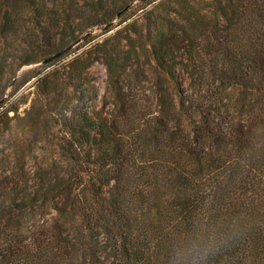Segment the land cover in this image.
Listing matches in <instances>:
<instances>
[{
  "label": "trees",
  "instance_id": "trees-1",
  "mask_svg": "<svg viewBox=\"0 0 264 264\" xmlns=\"http://www.w3.org/2000/svg\"><path fill=\"white\" fill-rule=\"evenodd\" d=\"M49 2L0 0V38L43 30ZM86 4L91 27L129 9ZM138 26H125L126 49L38 78L19 133L17 110L0 112V264H167L197 221L233 237L214 264H264V0H159ZM141 58L145 100L129 95ZM98 60L113 103L89 113L76 85ZM46 125L57 127L49 159L36 151Z\"/></svg>",
  "mask_w": 264,
  "mask_h": 264
},
{
  "label": "rangeland",
  "instance_id": "rangeland-1",
  "mask_svg": "<svg viewBox=\"0 0 264 264\" xmlns=\"http://www.w3.org/2000/svg\"><path fill=\"white\" fill-rule=\"evenodd\" d=\"M86 1L89 0H50V8L43 18L45 27L43 30L36 29L28 34L20 32L17 36H8L6 41L0 38V63L5 62L0 85V112L10 105L17 110L19 119L17 118L18 122L13 120L11 123L13 132H20L21 127L25 124L21 117L29 110L35 100L38 101L39 88L36 83L38 78L53 72H57V76H66L69 67L65 65L79 56L84 58L89 54L90 59H98L102 57L104 50L117 47L126 49V37L132 36V34L125 26L137 21L139 23L138 28L145 31L146 10L152 9L159 0L149 5L146 1L140 0H104L107 2V7H113L120 2H127L129 9L121 18H114L111 24L107 26L92 27L88 26L92 19L87 14L89 7ZM19 6L22 8V3ZM26 18L27 16L23 14L18 19L22 31L26 26L24 24ZM72 37L77 38L67 46V48L70 46L71 48L62 57L48 64H42L45 59L43 55L51 52L53 45L55 46L61 39L69 40ZM141 54L143 56L144 52L142 51ZM32 59L36 60L37 63L20 67L23 60ZM133 63L130 62L134 67L135 64ZM138 63L140 68L137 70L139 75L136 80L140 83L134 85L129 95L139 100H145L146 86L148 85L145 70L146 58H141ZM107 77L103 62L98 60L84 74V82L87 84V88H84L82 84L76 85L78 90L84 89L85 91L82 104H86L89 113L100 110L106 112L112 108L113 93L108 86ZM50 109L52 114L56 111L55 107L51 106ZM9 116H13V113H9ZM44 128L43 132L47 133V140L41 146L38 144L36 151H43L49 159L56 155V141L53 132L57 127L46 125ZM34 163V159H29L27 165L32 166Z\"/></svg>",
  "mask_w": 264,
  "mask_h": 264
},
{
  "label": "clouds",
  "instance_id": "clouds-1",
  "mask_svg": "<svg viewBox=\"0 0 264 264\" xmlns=\"http://www.w3.org/2000/svg\"><path fill=\"white\" fill-rule=\"evenodd\" d=\"M233 242L228 231L207 221L194 222L183 238L176 239L171 247L167 264H214L215 258Z\"/></svg>",
  "mask_w": 264,
  "mask_h": 264
},
{
  "label": "water",
  "instance_id": "water-1",
  "mask_svg": "<svg viewBox=\"0 0 264 264\" xmlns=\"http://www.w3.org/2000/svg\"><path fill=\"white\" fill-rule=\"evenodd\" d=\"M70 48H71V46L68 47V48H66V49H64L63 51H61V52H59V53L53 55V56H51V57L45 59L44 61H42V64H47V63H49V62H51V61H53V60L59 58L60 56H62L63 54H65Z\"/></svg>",
  "mask_w": 264,
  "mask_h": 264
}]
</instances>
